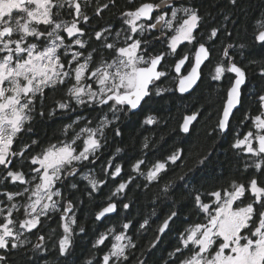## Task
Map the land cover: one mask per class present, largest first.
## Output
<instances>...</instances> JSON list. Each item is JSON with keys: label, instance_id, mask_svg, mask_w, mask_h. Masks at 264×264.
<instances>
[{"label": "snow or ice", "instance_id": "snow-or-ice-1", "mask_svg": "<svg viewBox=\"0 0 264 264\" xmlns=\"http://www.w3.org/2000/svg\"><path fill=\"white\" fill-rule=\"evenodd\" d=\"M117 3L118 0H0V264H8L10 251L27 246V236L40 232L53 214L58 215L62 228L56 241L58 254L72 255L74 226L85 232L78 225L76 203L65 195L71 189L80 191L78 183H68L76 176L88 182L84 191L89 199L107 185L103 177L120 180L115 191L97 205L94 217L98 221L130 208L129 203L117 197L121 193L126 196L125 190L140 176L145 183L138 187L148 188L164 181L161 192L166 197L176 190L186 192L200 220L192 222L189 217L185 221L188 226L178 231L177 243L164 264H264V90L257 95L259 114L246 117L252 128L231 145L253 160L251 165L245 164L246 176L242 180L215 185L211 190L201 184L189 191L193 174L213 163L210 151L195 154L191 166L183 165L186 172L165 180L181 167L185 159L181 148L152 162L150 167L146 159H137L132 165L136 176L128 175L127 179H121L124 169L116 163L118 156L105 162L100 177L91 171L84 174L85 167L94 166L100 159L98 153L106 143V130L111 127L114 136L121 135L116 126L121 116L140 113L145 125L158 123V117L145 109L167 91L157 87V82L168 77L165 64L170 55H178V45L187 41L194 48V57L185 52L170 65L178 74L181 93L188 92L200 79L201 65L211 63L210 52L214 51L198 35L206 16L197 6L180 0H127V6L119 12V30L111 24L92 25L94 19L99 20ZM229 4L239 8L240 0H229ZM223 19L230 18L225 15ZM251 27V36L246 35L243 43H228L222 48L223 58L214 67L212 79L227 81L226 99L217 113L214 132L230 130L233 110L242 103L249 82V69H258L259 78L264 80V15ZM223 31L227 32L226 25ZM220 32L219 26L211 27L208 40L215 43ZM231 37L232 33L227 32V38ZM182 67L186 75L181 74ZM60 90L61 98L54 99L45 110L48 92ZM82 109L99 115L88 119L80 114ZM200 115L194 111L184 116L180 130L190 134V126ZM34 116H66L71 122L63 125L64 139L56 137L55 143L49 141L47 145L38 138L22 143L24 134L35 136ZM143 147L150 145L145 142ZM157 202L158 199L153 204ZM186 206L173 207L166 215H158L153 208L135 223L126 218L119 230L113 227L99 233L92 247L102 255L86 264H149ZM129 230L133 235L128 234ZM136 234L142 240L150 234L151 239L147 244H138L134 241ZM37 239L44 241L45 237L39 235ZM33 247L47 251L39 243ZM137 250L139 256L134 254Z\"/></svg>", "mask_w": 264, "mask_h": 264}, {"label": "trees", "instance_id": "trees-1", "mask_svg": "<svg viewBox=\"0 0 264 264\" xmlns=\"http://www.w3.org/2000/svg\"><path fill=\"white\" fill-rule=\"evenodd\" d=\"M188 1L191 5L197 6L201 10V14L206 16L204 26L200 29L198 35L203 37L201 42L207 41V44H211L212 49H214V51H211V63H206L202 70L200 83L190 94L181 95L177 91L172 93V90H167L161 96L155 97L154 102L145 109V112L156 115L158 117L157 124L145 125L143 123L144 116L137 113L136 115L122 116L120 121L116 123V126L121 130L120 136H114L110 127L107 130L106 143L100 150L101 152L98 153L100 159L94 166L91 165L93 175L100 177L101 170L105 167V162L118 156L120 158L116 160V163L123 165L124 169L121 179H127L128 175L136 176L132 165L137 159H146L147 166L150 167L152 162L157 159L169 155L176 148H182L185 150V159L181 162V167L176 168L175 172H170L169 177H166L165 180L180 174L182 171L186 172L187 168H184L183 165L188 164L191 166V158L195 154L204 151L212 152L213 163L207 169H202L193 174L194 179L187 186L189 191L193 187H199L201 184L208 185L209 190H211L212 186L225 184L234 179L242 180L246 176L245 164L251 165L253 160L247 154L233 149L231 145L236 138L252 128V122L246 117H254L259 114L257 95L264 90V80L259 78L258 69H249V82L244 89L243 101L231 119L230 130L223 134L218 130L214 132L213 129L215 128L217 113L226 99L224 89L227 86V81L223 79L219 81L213 80L212 76L214 75L215 65L223 58L222 48L228 43H243V38L246 35L251 36V26L254 25L256 19L264 15V0H240V7L235 9L230 6L229 0ZM125 6H127V0H118L116 7L104 12L99 20L94 19L92 25L107 26L111 24L119 30L121 27L119 12ZM88 14L91 16V11ZM225 15L229 16V21L223 19ZM225 25L227 26V32L232 33L230 40L227 38V32L223 31ZM217 26L221 28V32L218 34L219 38L215 39V43H213L208 40L207 33L211 27ZM157 47L159 48L161 45H157ZM185 52H194L193 45L190 43L183 44L177 50L178 55L175 56L176 58L170 55L168 63L165 64V70H173L170 65ZM245 65L247 66V61H245ZM168 83V85L172 86L171 80ZM61 95L62 90L59 92L60 98ZM194 111L201 113L199 120L194 124V129H191L190 134H184L179 126L183 122V117ZM68 121L69 119L66 116H60L55 119L39 117L38 122L36 120L35 125H33L35 136L43 141L45 145L49 141L55 143L56 137L64 139L62 128ZM35 136L29 133L27 142H30ZM145 142L150 145L147 149L143 147ZM116 148H121L123 151L117 153L115 151ZM87 173L85 172L84 174ZM247 174H250V172ZM103 178L108 181L107 185H102V190L95 193L92 199H89L84 191L86 186H88V182L82 180L81 176H76L68 181L69 184L78 183L80 188V191L71 189L65 192V195H70L74 203H76L78 225L85 228V232L81 233L77 226L72 255L62 257L58 254L56 241L58 233L62 232V228L59 227L60 221L58 220L55 221L56 225L51 222L44 224L46 246L47 250L50 251L49 257L40 254V251H36V249H14L13 253L10 254L11 263L86 264L93 257L98 259L102 255V252L94 249L92 245L96 236L99 233H103L107 224L119 227L126 222V218L135 223L141 220V217L148 216L153 211V208H155L158 215H166L173 207L179 208L181 204H186L184 211L172 225L173 231L169 232L164 238L149 262V264H153V262L164 264V261L169 259L168 253L173 250L177 243L178 231H183L188 226L185 221L189 217H191L192 222L200 220V216L195 214V209L188 202L186 192L182 193L181 190H176L174 195L166 197L161 192L164 181H160L159 184L154 182L148 188L138 187V185L145 183L143 176L138 177L135 184L125 190L126 196L121 193L117 197L123 203H129V209L121 210L118 214L113 217L110 216L101 222L95 220L94 214L99 210L97 205L106 200L111 195V192L115 191L116 185L120 182L119 179L113 181L109 177ZM200 190L201 192L204 191L203 188ZM157 199L158 202L153 204V201ZM173 201H176L175 205H173ZM152 219L155 220V217H152ZM155 226L154 224L153 228ZM149 239H151L150 234L143 240L140 235V243L147 244ZM134 254L139 256V250ZM132 264H135V262L133 261Z\"/></svg>", "mask_w": 264, "mask_h": 264}, {"label": "flooded vegetation", "instance_id": "flooded-vegetation-1", "mask_svg": "<svg viewBox=\"0 0 264 264\" xmlns=\"http://www.w3.org/2000/svg\"><path fill=\"white\" fill-rule=\"evenodd\" d=\"M180 2L181 3H183V4H186V5H189V6H191V4L189 3V1L188 0H180ZM189 55H190V57H194V52H192V53H188ZM176 58V57H175ZM180 58V57H179ZM179 58H177L176 60H178ZM190 67H191V65H189L188 64V66H187V68L188 69H190ZM167 71V70H166ZM169 72V75H168V80H167V78H162L161 79V81L160 82H157V87H159V88H161V89H167V90H172V93L173 92H175V91H177L179 94H181V95H187V94H182V93H180L179 92V90H178V79H177V75L175 74V72H174V68H173V70L171 69V71H168ZM183 74H186V71H184L183 72ZM234 75V74H233ZM171 80V82H172V86H170V85H168L169 83V81ZM59 92L60 91H55V92H48V99H47V101L45 102V110H48V107L49 106H51V104H52V101L55 99V100H58V99H60V96H59ZM164 93V92H163ZM105 111H107V110H105ZM80 114L81 115H83V116H85V117H87L88 119H95L96 118V116L97 115H99V113L98 112H95V111H93V112H88V111H86V110H81V112H80ZM191 114V113H190ZM57 117H60V116H57ZM56 117V118H57ZM38 118H39V116H34V120H33V122H32V127H33V125H35V123H36V120H37V122H38ZM40 118H43V117H40ZM121 118H122V116H121ZM45 119V118H44ZM52 119V118H51ZM72 119H75V114H73L72 115ZM199 120V119H198ZM198 120L196 121V123L198 122ZM120 121V120H119ZM71 121L69 120L68 121V123H70ZM195 123V124H196ZM82 126V125H81ZM194 129V125H193V127H192V130ZM108 130V129H107ZM106 130V136L108 135V131ZM28 134L29 133H26V134H24L22 137H21V142L22 143H27V136H28ZM184 134H186V133H184ZM34 138H36V136L34 137ZM182 149V148H181ZM101 152V151H100ZM99 152V153H100ZM99 155V154H98ZM91 169H92V167H91V165H88L87 167H85L84 169H83V171H84V173L85 172H89V171H91ZM86 170V171H85ZM258 174V173H257ZM77 213H78V209H77V207H76V215H77ZM113 217V216H112ZM59 220V217H58V215L57 214H53V216H52V219H50V220H47V221H45V223L44 224H46L47 222H51V223H53V224H55V221H58ZM60 221V220H59ZM101 222V221H100ZM56 225V224H55ZM122 226V225H121ZM121 226H119V227H116V226H114V225H109V224H107L106 225V228L103 230V232H105L108 228H116L117 230H119L120 228H121ZM75 227V235H74V240H75V238H76V230H77V226H74ZM44 229H45V227H43V229L40 231V232H36L35 234H29L28 236H27V238H28V240L30 241V243L27 245V246H25V247H23L22 249H24V248H30V249H35L34 247H33V245H35V244H41L42 245V247H45V248H47V246H46V241L44 240V241H40V240H38L37 239V236H39V235H43L44 237H45V239H46V235H45V233H44ZM35 231V230H34ZM54 231V230H53ZM128 234L129 235H133V231L132 230H129L128 231ZM134 241L136 242V243H140V234H136L135 235V237H134ZM105 250H107V249H105ZM5 251H7V250H5ZM12 251H14V249H12L11 251H10V254L11 253H13ZM27 251H29V250H27ZM32 251H34V250H32ZM36 251H39V250H36ZM9 254V257H8V264H12L11 263V255ZM40 254H42V255H45V256H47V257H49L50 256V251L49 250H47V251H40Z\"/></svg>", "mask_w": 264, "mask_h": 264}, {"label": "water", "instance_id": "water-1", "mask_svg": "<svg viewBox=\"0 0 264 264\" xmlns=\"http://www.w3.org/2000/svg\"><path fill=\"white\" fill-rule=\"evenodd\" d=\"M206 46H207V45H206ZM189 56H190V55H189ZM210 58H211V52H210ZM206 63H207V61L205 62V64H202V65H201V69H202V70H203L204 66L206 65ZM187 66H188V64H187V62H186V67H187ZM189 70H190V69H189ZM184 71H185V69H184V67H182V69H181V74H183ZM174 72H175V70H174ZM175 74H176V73H175ZM186 74H187V73H186ZM186 74H183V75H186ZM176 75H178V74H176ZM201 78H202V71H201L200 79L197 80L196 84L193 85V87H192L191 89H189L188 92H185V93H182V94H190L192 91H194L195 88H196V87L198 86V84L200 83ZM179 92H180V91H179ZM180 93H181V92H180ZM240 106H241V104L238 105L237 108L233 110L234 114H235V112L240 108ZM187 115H189V114H187ZM198 119H199V117H198ZM198 119H197V120H198ZM195 123H196V121L193 122V125H194ZM193 125H192V126H193ZM192 126H190V132H191ZM226 132H227V131H226ZM226 132H225V133H226ZM186 134H188V133H186ZM223 134H224V133H223ZM114 215H116V214H111L110 216H114ZM110 216H108V217H106V218H103V219L100 220V221H104L105 219L109 218Z\"/></svg>", "mask_w": 264, "mask_h": 264}, {"label": "rangeland", "instance_id": "rangeland-1", "mask_svg": "<svg viewBox=\"0 0 264 264\" xmlns=\"http://www.w3.org/2000/svg\"><path fill=\"white\" fill-rule=\"evenodd\" d=\"M186 43H188V42H187V41H184V42H182L181 45H178V46H177V50H178L183 44H186Z\"/></svg>", "mask_w": 264, "mask_h": 264}]
</instances>
